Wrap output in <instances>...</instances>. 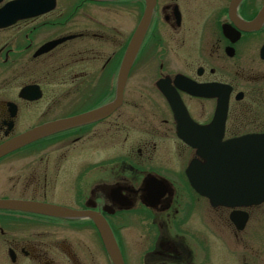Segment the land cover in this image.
I'll return each instance as SVG.
<instances>
[{
  "label": "flooded vegetation",
  "instance_id": "flooded-vegetation-1",
  "mask_svg": "<svg viewBox=\"0 0 264 264\" xmlns=\"http://www.w3.org/2000/svg\"><path fill=\"white\" fill-rule=\"evenodd\" d=\"M147 7L121 104L1 155L0 201L102 217L123 264H212L213 219L236 237L264 203L214 207L191 188L186 169L204 160L179 138L169 100L198 126L201 149L264 136V0H56L50 12L0 29V146L112 103ZM182 119L183 134L192 129ZM137 217L147 242L141 259H129L121 231ZM243 249L241 264H264ZM0 264L113 262L90 216L0 208Z\"/></svg>",
  "mask_w": 264,
  "mask_h": 264
},
{
  "label": "water",
  "instance_id": "water-1",
  "mask_svg": "<svg viewBox=\"0 0 264 264\" xmlns=\"http://www.w3.org/2000/svg\"><path fill=\"white\" fill-rule=\"evenodd\" d=\"M110 1V0H90ZM237 0H233L235 5ZM55 0H15L0 9V29L14 24L16 21L46 13L54 8ZM151 9L147 7L142 22L128 46L121 70L116 96L112 103L85 113L83 115L54 121L34 128L19 135L0 146V156L12 152L24 145L33 143L50 134L64 130L76 124L102 118L117 108L122 102V91L128 70L134 59L139 40L148 23ZM175 112L178 129H181V119L174 101L169 100ZM187 117V116H186ZM183 121V119H182ZM187 121V118H185ZM191 127H194L189 122ZM195 128V127H194ZM180 134V133H179ZM185 138L184 135H180ZM186 139V138H185ZM218 143V142H217ZM194 146V143H191ZM231 148L214 151L199 150L197 153L205 161L199 164L193 161L186 173L192 188L202 196L207 197L213 206H248L264 201V136L245 137L227 143ZM0 208L24 210L51 216L84 217L90 216L100 234L106 252L113 264H123L120 251L105 220L88 213L71 211L55 206H44L30 202L0 201Z\"/></svg>",
  "mask_w": 264,
  "mask_h": 264
},
{
  "label": "rangeland",
  "instance_id": "rangeland-1",
  "mask_svg": "<svg viewBox=\"0 0 264 264\" xmlns=\"http://www.w3.org/2000/svg\"><path fill=\"white\" fill-rule=\"evenodd\" d=\"M80 16V15H79ZM264 208L255 213V216L250 220L247 228L243 233L237 234L236 237L232 235L231 228L226 227L216 217L213 219V226L211 228L215 240L209 244L207 249L212 257V264H241L245 257L243 246H248L250 256L252 255H264ZM131 231H121L125 238V251L127 257L141 259V255L145 250L146 235L148 233V226L144 224L142 218L131 220ZM128 223V224H130ZM201 233H204V229L199 227ZM131 238L130 245L128 247V240ZM134 244L137 249H134ZM124 245V244H123ZM212 245V248H211ZM215 248V249H214ZM249 257V256H248ZM208 261V259H207Z\"/></svg>",
  "mask_w": 264,
  "mask_h": 264
}]
</instances>
